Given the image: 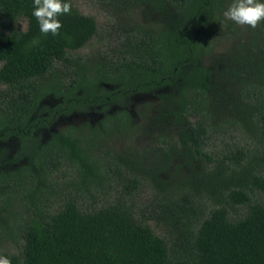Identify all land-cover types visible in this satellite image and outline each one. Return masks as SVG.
I'll use <instances>...</instances> for the list:
<instances>
[{"label": "trees", "instance_id": "obj_1", "mask_svg": "<svg viewBox=\"0 0 264 264\" xmlns=\"http://www.w3.org/2000/svg\"><path fill=\"white\" fill-rule=\"evenodd\" d=\"M114 2L130 21L112 50L89 54L98 21L73 0L56 35L40 32L32 0H0L2 255L11 264H264V21L215 54L218 36L234 33L228 0ZM20 18L26 29H7ZM91 110L95 120L52 130ZM63 166L71 181L60 188ZM170 171L175 179L161 178ZM111 172L125 195L107 191ZM145 179L172 241L138 212Z\"/></svg>", "mask_w": 264, "mask_h": 264}, {"label": "rangeland", "instance_id": "obj_2", "mask_svg": "<svg viewBox=\"0 0 264 264\" xmlns=\"http://www.w3.org/2000/svg\"><path fill=\"white\" fill-rule=\"evenodd\" d=\"M228 2L230 3L231 0H228ZM73 3L82 13L94 15L99 25V33L95 36L90 45L82 50V53L95 54L98 51L112 50L116 45V40L120 38L121 33L125 31L126 24L130 21V18L126 17L127 14L124 10H122L121 7L114 2V0H73ZM229 3L225 8L228 7ZM142 11V8H138L132 17L133 20L141 21ZM228 22L231 25V31H234V33L224 35L225 37L222 36V34L218 36L215 44V54L226 52L231 49L237 41H249L252 38L251 33L253 30L261 33L260 24H258L255 28H252L248 25H237L231 20H228ZM27 25L28 21L25 18H20L18 21H15L14 24H6L8 30H11L12 28L26 29ZM225 31L227 32V28H225ZM146 103L147 100L143 95L137 96L132 101L131 109L136 115L141 116ZM97 117L96 112L92 110L89 112H78L69 117L63 116L57 120V123L52 127V130L56 131L58 129H63L72 124L80 125L86 121L95 120ZM250 133L253 135L254 131L250 130ZM44 135V140H46L47 134ZM230 136L233 137V135ZM149 137V139L153 138V136ZM215 142L216 139L214 138L212 143L216 145ZM115 146L119 147L120 144L115 143ZM139 148H142L141 142H139ZM24 161L25 160H22L21 163H24ZM111 174V185L106 187L107 191H111L112 193H117L122 196L125 195L124 186L121 184L120 177H117L116 172H111ZM56 177L61 183L65 181L64 185L59 184L60 188H64V186L67 187L68 182L71 181L70 169L63 166V168L57 172ZM161 178L166 180H170L172 178L175 179L171 171L168 172V174L161 175ZM176 180L178 179L176 178ZM147 181L151 180L145 179L144 186H142L139 191L135 192V203L138 207H140L138 212L139 214L143 213L147 217V222L158 234L165 236L172 241L174 227L165 223L162 219L157 218L163 216L164 214H157L161 212V210L158 208V204L156 205L158 202L155 199V188H153L150 182ZM68 187L73 188L72 186ZM98 199L99 197L97 200ZM90 202L91 201L88 202L86 198L82 199L83 205L89 204ZM0 254H2V251H0Z\"/></svg>", "mask_w": 264, "mask_h": 264}, {"label": "clouds", "instance_id": "obj_3", "mask_svg": "<svg viewBox=\"0 0 264 264\" xmlns=\"http://www.w3.org/2000/svg\"><path fill=\"white\" fill-rule=\"evenodd\" d=\"M32 15L41 33L58 34L62 27L60 16L71 12V0H32ZM223 16L237 25L255 28L264 21V0H231ZM0 264H11L8 256L0 254Z\"/></svg>", "mask_w": 264, "mask_h": 264}]
</instances>
